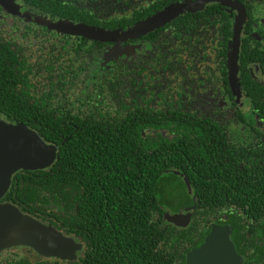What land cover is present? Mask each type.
I'll return each instance as SVG.
<instances>
[{
  "label": "trees",
  "instance_id": "1",
  "mask_svg": "<svg viewBox=\"0 0 264 264\" xmlns=\"http://www.w3.org/2000/svg\"><path fill=\"white\" fill-rule=\"evenodd\" d=\"M16 1L38 13L0 5V116L57 154L49 168L16 172L2 202L82 248L62 260L13 246L0 264H184L212 224L231 227L243 264H264V82L248 76L246 38L237 79L248 109L198 106L216 93H201L202 77L231 94L230 45L207 59L208 45L231 41L230 18L210 2L116 44L48 25L125 31L184 0ZM187 211L186 228L164 219Z\"/></svg>",
  "mask_w": 264,
  "mask_h": 264
},
{
  "label": "water",
  "instance_id": "2",
  "mask_svg": "<svg viewBox=\"0 0 264 264\" xmlns=\"http://www.w3.org/2000/svg\"><path fill=\"white\" fill-rule=\"evenodd\" d=\"M214 1L216 0H199L192 4L191 0H185L146 20L141 25L125 31H107L68 21L50 22L48 27L91 40L118 44L120 41L143 36L182 13L199 12L206 4ZM0 5L11 13L19 11L14 0H0ZM238 21L241 22L242 17H238ZM240 25L241 23L236 27L237 33L241 28ZM237 44L238 42L233 46L231 57L233 69L236 65ZM56 154L55 145L45 143L37 132L24 123L7 122L0 116V252L13 246H25L46 258L74 260L77 252L81 250V244L73 237L22 213L18 207L9 202H2V198L11 185V178L16 172L49 168L54 163ZM187 188L190 190L188 184ZM164 219L178 228H186L191 221V214L167 212L164 214ZM230 234L231 228L228 224H212L202 244L187 252L185 264H242L243 258L237 253Z\"/></svg>",
  "mask_w": 264,
  "mask_h": 264
},
{
  "label": "flooded vegetation",
  "instance_id": "3",
  "mask_svg": "<svg viewBox=\"0 0 264 264\" xmlns=\"http://www.w3.org/2000/svg\"><path fill=\"white\" fill-rule=\"evenodd\" d=\"M15 3L20 7L19 10L21 9V11H19V13L21 14L29 13L30 15L34 16L37 15L38 13V12H34L36 14L31 13V10L27 9L25 6L20 5L19 1H16ZM213 4L218 8V10H214L213 12L215 16H219L217 14L223 13V15H226L227 17L230 18L229 29L230 32H232V34H231V41L230 38L229 39L227 38L225 46H222L218 42H213V44L208 45L210 49L207 50V54H208L207 59H210V56L213 59L214 56L216 57V54L222 51L226 46L230 45L231 77L229 78L230 79L229 87L231 94L227 96L222 95V91L219 90L221 89L219 88V85L220 84L222 85V82H220L219 80L212 79L211 80L212 83H211L209 79L202 77V83L198 81L199 87L202 88L201 93L207 92L210 86L216 88V93L214 92L215 97L209 98L208 101H206L205 99L202 100L200 99L198 102V106L205 107L206 109V105L210 103V105L212 106L217 105L221 109L230 108L242 113L244 110L248 109L249 107V97L246 94V88L243 87L242 84H240V79L239 82L237 79L240 78L239 76L241 72V62L239 56L241 53L240 45L243 38L244 39L246 38V48H247L246 57L248 64L246 65V70L248 76L258 80L262 79L261 81L264 82V68L260 67V63L264 64V0H216L213 2ZM207 5H209V3L206 4L205 7ZM196 13L198 12H193L192 14H196ZM238 17H242L241 22L238 21ZM211 22H212L211 27H214V31L221 29L222 24L220 23V17L216 20L213 19V21ZM239 23H241L240 25L241 28L237 33L236 27ZM140 37L141 36H139L138 39ZM236 42H238L237 51H236L237 58H236L235 68L233 69L231 65V57L233 56V50H234L233 46L235 45ZM211 49L213 51L212 55L210 54ZM199 57H201L202 59V53H200ZM193 58H197V56H193ZM216 96H217V100L215 99ZM188 212L189 211L181 212V213L185 214ZM237 253L239 254V252ZM239 255L243 258V262H242L243 264L244 256L241 254Z\"/></svg>",
  "mask_w": 264,
  "mask_h": 264
},
{
  "label": "rangeland",
  "instance_id": "4",
  "mask_svg": "<svg viewBox=\"0 0 264 264\" xmlns=\"http://www.w3.org/2000/svg\"><path fill=\"white\" fill-rule=\"evenodd\" d=\"M19 11H21V9ZM1 15H3V14L1 13ZM15 20L23 22V20H19L18 18H16ZM33 26H35V25H33Z\"/></svg>",
  "mask_w": 264,
  "mask_h": 264
}]
</instances>
